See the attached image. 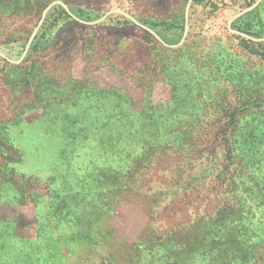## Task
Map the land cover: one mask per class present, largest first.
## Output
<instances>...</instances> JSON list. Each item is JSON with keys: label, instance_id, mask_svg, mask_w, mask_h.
Here are the masks:
<instances>
[{"label": "rangeland", "instance_id": "rangeland-1", "mask_svg": "<svg viewBox=\"0 0 264 264\" xmlns=\"http://www.w3.org/2000/svg\"><path fill=\"white\" fill-rule=\"evenodd\" d=\"M188 1L0 0V264H264V0Z\"/></svg>", "mask_w": 264, "mask_h": 264}, {"label": "water", "instance_id": "water-1", "mask_svg": "<svg viewBox=\"0 0 264 264\" xmlns=\"http://www.w3.org/2000/svg\"><path fill=\"white\" fill-rule=\"evenodd\" d=\"M191 1H192V0H189L188 3H187V5H186V9H185V25H184V33H183V37H182V39H181L179 45H180L181 43L184 42V40H185V38H186V35H187V33H188V28H189V26H188V9H189V6H190ZM258 2H259V0H258L253 6L247 8L246 10H243L242 12L238 13L237 15H235V16L232 18V20L229 22V25L231 24V22H232L233 20H235V19L241 17L242 15H244V14H246V13L252 11V10L258 5ZM54 5H60V6H62V7L68 12V9H67L66 5H64V4L61 3L60 1H55V2L51 3L50 5H48V6L46 7V9L44 10V12L42 13V17H41L40 23H41L42 20L44 19V17H45V15H46L47 11H48L52 6H54ZM112 12H113V13H119V14H121V15H124L125 17H127L128 19H130L135 25H137V26L140 27L141 29L147 31V32L150 33V34H151L156 40H158L160 43H162L163 45H165V44L163 43V41L160 39V37H159L155 32H153L152 30L148 29L147 27L141 25V24L138 23L135 19H133L132 17H130L128 14H126V13L123 12L122 10H113V11H111L110 13H112ZM108 15H109V13H107L103 18H101V19H99V20H97V21H95V22H89V23H86V24H87V25H94V24H97V23H99L100 21H102V20H103L106 16H108ZM40 23H39V24H40ZM39 24H38V25H39ZM37 29H38V27H37V28L35 29V31L32 33V35H31V37H30V39H29V41H28V43H27V45H26V49H25V50L28 49V47H29V45H30V42L32 41V39H33V37H34V35H35ZM231 31H232V30H231ZM232 32H234V31H232ZM234 33H235V34H238V35H242V36H244V37H247L246 35L241 34V33H239V32H234ZM250 39H251V40H254V41H260V40L253 39V38H250ZM165 46H168V45H165ZM168 47L174 48V47H177V46H168ZM0 56H2V54H0ZM20 61H21V60H19V61H15V62H14V61H10V62L13 63V64H18V63H20Z\"/></svg>", "mask_w": 264, "mask_h": 264}, {"label": "trees", "instance_id": "trees-1", "mask_svg": "<svg viewBox=\"0 0 264 264\" xmlns=\"http://www.w3.org/2000/svg\"><path fill=\"white\" fill-rule=\"evenodd\" d=\"M194 2H197L198 0H193ZM62 13L63 14H65V16L67 17V18H69V16L65 13V12H63L62 11ZM142 30V32H143V34L145 35V36H148V35H150L147 31H145V30H143V29H141ZM246 34H248V35H251V33H248V32H246ZM245 35V34H244ZM247 36V35H246ZM243 38L241 39V40H243L244 42H246L247 44L248 43H251L252 44V46H254L253 44L254 43H257V42H261V41H254V40H251L250 38H252V37H250V36H247V37H244V36H242ZM159 45L158 47L159 48H161V46H160V44H158V42H157V40H155V45ZM257 45L258 46H261V44H258L257 43ZM157 47V48H158ZM163 48V47H162ZM247 48V47H246ZM257 53H259L258 51H257ZM44 123V126L46 125V123L45 122H43ZM50 125H52V124H50ZM34 126H38V125H34ZM34 126L33 127H31V129L32 128H34ZM52 127H53V125H52ZM47 128V127H46ZM42 129L44 130V131H46L45 129H44V127H42ZM48 129V128H47ZM4 131H6V129H4ZM49 131H52L53 132V134H54V136L55 137H53V138H55L56 139V141H57V145L60 147L59 148V151H60V155L58 156V157H62V153H63V149H64V145H62L63 144V140H64V138H63V135H62V131H60V130H58V129H55L54 127H53V130L52 129H48V132ZM23 132V131H22ZM48 132H46L47 134H48ZM238 138H239V136L238 137H235L234 139H233V142H234V145H237L238 144ZM262 140H264V131H263V135H262ZM256 142H258L259 143V139L257 138V137H252V143H256ZM260 142H261V140H260ZM37 145H40V147H43L42 146V144H37ZM10 147L12 148V150H14V151H16V147H14V146H12V145H10ZM253 147H256V145L255 146H253ZM16 152H18V151H16ZM60 162H62V160L60 161ZM264 162V161H263ZM262 162V163H263ZM256 164H259L258 162H256ZM57 165L56 166H52V171L50 172V170L51 169H49V171H47V176L46 177H44V178H52V177H54V173H56V170H57ZM55 171V172H54ZM26 178H29V177H27V176H25ZM38 178H41V177H38ZM49 204V206H48V208H52V206L51 205H53L52 203H48Z\"/></svg>", "mask_w": 264, "mask_h": 264}]
</instances>
